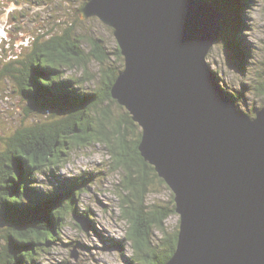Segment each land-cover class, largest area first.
Masks as SVG:
<instances>
[{
    "label": "water",
    "instance_id": "95a60500",
    "mask_svg": "<svg viewBox=\"0 0 264 264\" xmlns=\"http://www.w3.org/2000/svg\"><path fill=\"white\" fill-rule=\"evenodd\" d=\"M79 16L113 29L124 68L112 97L174 193L165 264H264V105L240 110L207 61L231 16L215 0H88Z\"/></svg>",
    "mask_w": 264,
    "mask_h": 264
},
{
    "label": "trees",
    "instance_id": "16d2710c",
    "mask_svg": "<svg viewBox=\"0 0 264 264\" xmlns=\"http://www.w3.org/2000/svg\"><path fill=\"white\" fill-rule=\"evenodd\" d=\"M43 1L49 4L52 0ZM87 1L81 3L79 11ZM215 2L231 16L225 19L223 29L227 32L228 46L236 55H244L239 24L245 20L244 6L252 0ZM94 18L97 17L89 19ZM84 44L89 46L88 50ZM93 60L99 64L98 73H89ZM123 68L124 57L118 43L114 50H109L105 39L84 37L78 33L77 23H71L62 33L51 35L44 42L38 39L26 60L9 62L0 71V76L8 73L16 80L28 113L51 116L45 121L38 117L37 123L19 128L9 139L13 146L9 156L0 155V218L8 224L7 245L0 252L1 264H40L44 254L62 241L68 215L91 220L89 206L81 211L79 204L98 174L84 171L64 177L56 174V170L69 162L78 147L97 142L110 151L116 164L114 170L123 167L129 170L123 183L129 195L122 198L123 217L130 224L127 241L134 252L128 264H165L174 254L179 230L169 235L165 222L175 213V205H154V210L145 212L151 183L149 171L164 180L139 151L141 127L127 110L120 118L110 108L111 103H118L111 89ZM77 70H83L84 74L76 75ZM97 76L91 87L88 82ZM259 91L264 92V82ZM226 93L238 101L233 92ZM134 165L139 169H134ZM40 174L47 175L52 187L38 181ZM155 230L167 235L161 241L165 246L161 253L153 241Z\"/></svg>",
    "mask_w": 264,
    "mask_h": 264
},
{
    "label": "rangeland",
    "instance_id": "374dc122",
    "mask_svg": "<svg viewBox=\"0 0 264 264\" xmlns=\"http://www.w3.org/2000/svg\"><path fill=\"white\" fill-rule=\"evenodd\" d=\"M15 1L0 0V71L9 62L26 60L38 39L39 42H44L51 35L62 33L71 23H77L78 33L84 37L105 39L109 50H114L117 46L113 30L98 18L83 22L78 20L79 6L87 0H52L49 4L46 0ZM244 8L245 20L239 24L243 35L241 40L244 55L232 52L225 38L227 32H223L209 51L207 61L217 73L220 85L226 91L233 92L238 99V108L254 116L255 111L264 105V92L259 91L264 82V0H252ZM234 30L232 28V32ZM84 47L88 50L89 46L84 44ZM98 69L99 64L91 61L89 73H98ZM83 74V70L76 71V75ZM97 80L98 76L88 84L94 87ZM26 107V101L11 74L0 76V155L6 158L9 156V149L13 147L10 146L9 139L19 128L37 123L38 117L44 121L51 119L49 113H28ZM110 108L120 118L126 112L118 103H111ZM115 165L110 151L97 142L87 147H78L69 162L56 170V174L64 177L76 176L84 171L98 174L91 189L82 194V202L79 204L81 211L86 205L89 206L91 220L83 218L86 229H82L76 217L68 215L62 241L44 254L40 264L129 263L134 252L131 243L127 241L130 224L123 217L122 207V198L129 195L123 185L129 170L125 167L114 170ZM133 168L138 170L139 166L134 165ZM1 175L2 173L0 177ZM149 177L151 183L148 184L145 202L148 208H145V212L154 210V205H175L174 193L167 183L154 177L151 171ZM52 180L54 183L55 179ZM38 181L45 187H52V182L45 174H40ZM179 224L180 215L175 212L165 222L166 232L173 235L179 230ZM7 225L0 218V252L7 245ZM154 233L153 241L161 253L165 248L161 241L167 235L160 230H155Z\"/></svg>",
    "mask_w": 264,
    "mask_h": 264
},
{
    "label": "flooded vegetation",
    "instance_id": "af4514ba",
    "mask_svg": "<svg viewBox=\"0 0 264 264\" xmlns=\"http://www.w3.org/2000/svg\"><path fill=\"white\" fill-rule=\"evenodd\" d=\"M15 2L17 3V2H19V1L16 0Z\"/></svg>",
    "mask_w": 264,
    "mask_h": 264
}]
</instances>
